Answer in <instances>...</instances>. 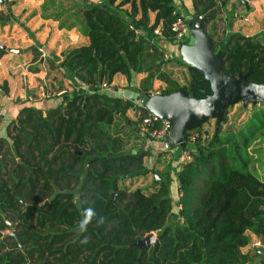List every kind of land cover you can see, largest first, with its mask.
<instances>
[{
	"label": "trees",
	"instance_id": "obj_1",
	"mask_svg": "<svg viewBox=\"0 0 264 264\" xmlns=\"http://www.w3.org/2000/svg\"><path fill=\"white\" fill-rule=\"evenodd\" d=\"M115 1L44 0L41 5L60 28L76 27L88 43L60 61L75 93L47 109L27 101L0 137V264H244L240 248L248 242L246 231L264 241V175L252 172L246 153L264 129V111L254 113L240 144L236 134L222 136L220 128L209 139L200 127L185 133L179 149H190L192 159L177 172L175 201L169 171L156 172L160 178L153 176L156 188L148 194L120 188V180L148 172L147 153L123 150V138L110 133L135 104L101 92V85L118 73L131 83L135 74L147 72L140 82L146 95L154 79L166 83L161 94L181 88L202 98L211 88L195 68L182 86L161 69L163 58L151 38L160 26V35L173 39L171 24L179 15L173 0ZM125 3L130 9L122 7ZM196 3L198 14L214 17L216 0ZM150 11L155 12L151 24ZM213 43L226 45L222 71L236 76L250 69L249 80L264 83V36L230 33ZM4 52L0 47V57ZM82 82L86 90H80ZM137 108L141 122L149 111ZM194 132L198 136L190 140ZM175 202L179 209L171 217ZM89 208L95 215L81 231ZM9 230L18 233L20 246ZM153 232V244L135 245Z\"/></svg>",
	"mask_w": 264,
	"mask_h": 264
},
{
	"label": "crops",
	"instance_id": "obj_2",
	"mask_svg": "<svg viewBox=\"0 0 264 264\" xmlns=\"http://www.w3.org/2000/svg\"><path fill=\"white\" fill-rule=\"evenodd\" d=\"M63 1L66 3V0ZM118 1L116 0L115 3ZM216 1L217 5L211 10L214 17L204 20V28L212 36L213 41L220 42L230 33H239L249 38L264 36V0ZM43 2L44 0L0 2V15L4 16L0 18V45L4 46L2 49L5 51L0 57V137L5 136L7 126L28 101L25 100V96L35 91L37 83L44 82L46 88L65 89L66 92L59 97L39 99V103L35 105L44 109L59 105L64 102L62 97H70L76 91L73 86L65 83L56 68H50L49 63L52 61L56 67V63L63 59L62 51L65 50L66 53L74 47L87 44L88 37L82 35L76 27L60 28L58 19L42 12ZM173 3L181 14L193 16L196 13L198 15L200 5L196 3V0H173ZM6 5H9V9ZM122 7L130 9V4L125 3ZM53 10V7L48 8L47 13ZM5 13L8 14L7 17ZM154 16L155 12L150 11L149 24L153 23ZM159 28L155 30L160 31ZM155 30L151 40L152 45L162 55L163 59L160 61L162 71L168 73L179 86L186 85L190 78V71L182 56L183 41L176 43L172 38L157 35ZM144 33L150 34L147 29ZM188 37L189 34L187 40ZM146 75L147 72H139L132 78L131 83H128L126 77L118 73L113 76L109 85L101 88V92L130 100L136 106L127 110L124 119L115 121L121 129L110 130V133L123 138V150L146 151L147 154L143 157L144 167L146 158L153 157L152 161L159 162L161 172L169 171L170 195L177 199V172L182 166L180 149L167 148L163 140L150 141L140 128L141 124H138L137 129L134 128L139 123L137 118L140 113L137 107H144L140 101L146 94L140 90V82ZM165 87V82L154 79L149 91L160 93ZM80 90L85 89L80 88ZM125 118L128 120L124 121ZM130 140L135 146L133 150L126 149ZM147 167L152 169L154 164ZM148 173L150 171L146 174ZM155 175L158 173L155 172L153 176ZM154 186L156 188L155 184ZM246 235L248 242L240 248L241 254L247 258L244 264H264V251L253 248L251 245L253 241L261 237L250 231H246Z\"/></svg>",
	"mask_w": 264,
	"mask_h": 264
},
{
	"label": "water",
	"instance_id": "obj_3",
	"mask_svg": "<svg viewBox=\"0 0 264 264\" xmlns=\"http://www.w3.org/2000/svg\"><path fill=\"white\" fill-rule=\"evenodd\" d=\"M6 2V0H0ZM9 9V5H6ZM188 19L189 37L183 41L182 56L188 65V70L195 68L203 79L208 81L211 93L202 98H194L186 91L179 88L170 94L155 93L141 97V105L160 119L171 121L168 134L163 138L167 148L179 149L184 144V135L197 129L208 119H222L226 109L237 103L258 104L264 102V83H255L249 80L251 70L239 72L238 75L222 71L223 53L225 43H220L218 49L213 43V38L204 28L206 16L199 18L194 15H186ZM1 48L4 46L0 45ZM65 50L62 51L63 56ZM64 95L66 92L63 93ZM62 94V95H63ZM159 179L158 175H155ZM114 194H112L113 200ZM174 205H178L175 202ZM17 244L21 245V239L14 230L9 233ZM156 236L151 233L144 239H139L135 245L142 248L155 242Z\"/></svg>",
	"mask_w": 264,
	"mask_h": 264
},
{
	"label": "rangeland",
	"instance_id": "obj_4",
	"mask_svg": "<svg viewBox=\"0 0 264 264\" xmlns=\"http://www.w3.org/2000/svg\"><path fill=\"white\" fill-rule=\"evenodd\" d=\"M187 36L188 35H185V37ZM215 46H216L215 50H217L218 45L215 44ZM263 111H264V103L243 104V102H237L229 106L226 109L222 119L219 120V122H217L216 119H208L206 122L202 123L201 126H199L200 128L199 127L198 128L201 131L209 135L207 139L211 138L213 135V132L216 129L218 130V128H220V133L222 136L226 135L229 132H233L234 134L237 135L236 139H237V142L240 144L243 140V137L240 136L241 131L243 132L245 131L246 125L248 124V122H250L254 113H259L260 115H262ZM139 117H140V114H139ZM138 124H141V122L137 123L136 126L134 125L135 129H137ZM116 128H117V125H115L114 127L112 126L110 130L116 131ZM149 140L153 141L154 139L150 138ZM201 141H203V138L200 140V143ZM127 144L128 146L126 149L128 150L134 149L135 146L133 145L132 140H130ZM246 153L251 158L249 161V168L252 170L254 174H256L258 177L261 178L264 174V129L263 128L259 130L254 140H252L249 143V145L246 147ZM152 160H153V157L152 158L147 157L146 160L144 161L146 165L145 166L146 169H148L147 165L154 164V167L152 169L147 170V171H150V173L144 174V175L137 174V175L131 176L130 178L122 179L118 182L119 187L127 189L129 191H132L135 188H140L144 193H147V194L150 193L151 191H154L155 186H154L153 175L155 172L160 173L161 171H160L159 162H155ZM173 199L174 201L176 200V198H173ZM74 200L77 204L80 203L79 193L75 194ZM178 208H179L178 205H174L173 210L170 213L171 217H175L177 215ZM9 231H6V232H9ZM153 234L156 236V233L153 232Z\"/></svg>",
	"mask_w": 264,
	"mask_h": 264
},
{
	"label": "built area",
	"instance_id": "obj_5",
	"mask_svg": "<svg viewBox=\"0 0 264 264\" xmlns=\"http://www.w3.org/2000/svg\"><path fill=\"white\" fill-rule=\"evenodd\" d=\"M198 17L202 18L203 16L202 14H198ZM130 27L133 28L132 25H130ZM171 30L174 32L173 39L176 41V43H180L179 41H181L183 37H185V35L189 34L188 19L186 18V15L184 13L181 14L179 12V15L173 20V23L171 24ZM155 32L157 33V35H160V31L155 30ZM56 69L58 73L62 77H64L65 69L62 66H60V62L56 63ZM64 81L67 85L72 86L71 79L65 77ZM106 86L107 85L105 83L101 85V87H106ZM79 88L86 90L87 86L85 83L82 82L79 84ZM64 92H65V89L59 90V89L46 88V83L39 82L35 86V91L30 92L29 94L25 96V100L34 102V101H38L39 99L57 97V96L62 95ZM153 94L155 93H151V95ZM170 127H171L170 120L160 119L159 117L152 114L151 112H149L145 117H143L141 121L142 131L154 140H159V141L163 140V138L168 134ZM196 136H198V133H192L189 136L190 140H193ZM191 159H192V156L189 150L181 151L182 166L186 164L187 162L191 161ZM251 245L253 248L262 249L264 251V241L261 238H258L255 241H253Z\"/></svg>",
	"mask_w": 264,
	"mask_h": 264
},
{
	"label": "clouds",
	"instance_id": "obj_6",
	"mask_svg": "<svg viewBox=\"0 0 264 264\" xmlns=\"http://www.w3.org/2000/svg\"><path fill=\"white\" fill-rule=\"evenodd\" d=\"M95 215L94 210L89 208L86 209L84 212V219L83 221L80 223V229L81 231L84 230L85 225H87L89 223V221L92 219V217Z\"/></svg>",
	"mask_w": 264,
	"mask_h": 264
}]
</instances>
